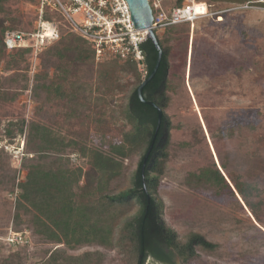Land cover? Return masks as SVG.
Instances as JSON below:
<instances>
[{"label": "trees", "instance_id": "trees-1", "mask_svg": "<svg viewBox=\"0 0 264 264\" xmlns=\"http://www.w3.org/2000/svg\"><path fill=\"white\" fill-rule=\"evenodd\" d=\"M13 1L0 0V125L6 122L4 135L9 139L26 127L27 138L23 171L0 156V193L9 208L0 232V264H105L111 251L115 264H146L148 259L158 264H222L202 259V253L218 250V244L195 232L181 237L165 221L159 197L171 159L173 123L167 110L185 80L172 69L174 47L182 58L188 51L177 25L163 28L162 34L154 30L161 59L140 100L137 89L157 60L150 39L141 45L146 70L142 78L129 60L95 63L89 43L67 27L59 13L46 11L45 20L59 23V38L38 55L30 78L32 50H8L4 35L8 30H33L37 0H22L34 5L33 22L13 16L8 7ZM193 1L216 18L231 8L264 7L259 0ZM185 2L175 0L173 7ZM30 80L35 105L26 123L23 112L13 118L12 111ZM156 108L161 120L153 141ZM197 130L194 125L188 129L190 140L184 147L198 150ZM72 153L79 166L71 163ZM255 155L248 159L247 178L206 158L203 166L188 170L187 184L229 198L239 219L262 226L264 188L255 177L264 162ZM134 157L135 168L129 172L124 161ZM11 234L20 240L7 241Z\"/></svg>", "mask_w": 264, "mask_h": 264}, {"label": "rangeland", "instance_id": "rangeland-1", "mask_svg": "<svg viewBox=\"0 0 264 264\" xmlns=\"http://www.w3.org/2000/svg\"><path fill=\"white\" fill-rule=\"evenodd\" d=\"M152 1L149 0L150 6ZM174 1L161 0L165 12L173 8ZM8 7L14 17L33 22V4L15 0ZM220 14V19L215 17L216 13L208 14L175 27L184 36L188 51L182 58L174 47L172 69L182 78L185 76V80L167 110L173 123L171 159L160 184L159 197L165 221L181 237L195 232L219 245L213 253H202L203 260L264 264V225L239 219L231 199L233 207L229 198H217L211 189L191 188L187 184L188 170L203 166L206 158H213L218 166L224 164L226 171L246 178L251 154H256L254 159L263 157L264 162V7L231 8ZM73 19L78 22L79 16L74 15ZM65 25L69 27L66 22ZM156 30L163 33L162 29ZM112 59L115 57L97 61L94 56L95 63ZM34 69L30 71V78ZM137 69L144 78L138 66ZM31 85L32 80L12 111L13 118L23 112L26 123L35 105L31 100ZM5 123L0 125V156L21 172L27 129L9 139L4 135ZM193 125L198 129L195 142L198 150L184 147L190 140L188 129ZM201 131L205 139L201 138ZM68 156L73 165H80L74 153ZM136 159L124 161L129 172L134 170ZM255 178L264 188V169ZM3 197L1 192L0 232L9 217ZM107 255L105 264H115V252ZM146 264L158 263L148 259Z\"/></svg>", "mask_w": 264, "mask_h": 264}, {"label": "built area", "instance_id": "built-area-1", "mask_svg": "<svg viewBox=\"0 0 264 264\" xmlns=\"http://www.w3.org/2000/svg\"><path fill=\"white\" fill-rule=\"evenodd\" d=\"M149 1V0H148ZM152 30L167 26L191 23L208 15L203 5L186 0L180 7L165 12L161 0L152 1ZM46 11L57 12L70 29L83 37L91 46L95 59L115 57L133 60L139 70L146 74L141 45L148 39L146 30H138L131 20L126 0H37L33 30L29 33L8 30L4 44L8 50L29 48L32 50L33 69L38 55L59 38V23L45 20ZM79 16V21L73 19ZM20 235L11 234L7 241L16 242Z\"/></svg>", "mask_w": 264, "mask_h": 264}, {"label": "water", "instance_id": "water-1", "mask_svg": "<svg viewBox=\"0 0 264 264\" xmlns=\"http://www.w3.org/2000/svg\"><path fill=\"white\" fill-rule=\"evenodd\" d=\"M126 2L129 6V10H130V14H131V20L134 24V27L138 30H146L147 31V38L152 41V43L154 44L156 51H157L156 64H155L151 74L140 84V86L137 89V95H138L139 99L142 100V95H141L142 89L153 78V76L155 75L157 68L159 66L160 59H161V49L158 45L154 31L152 30L153 12H152V8L149 4V1L148 0H126ZM148 104L152 105L151 102H148ZM156 111H157V126H156L153 141L155 139L157 130H158L159 125H160V120H161V110L156 108ZM151 148H152V144L150 145V147L147 150V153L145 154V157L143 159L142 171H143V168H144L145 163L147 161V158H148V155L150 153Z\"/></svg>", "mask_w": 264, "mask_h": 264}, {"label": "crops", "instance_id": "crops-1", "mask_svg": "<svg viewBox=\"0 0 264 264\" xmlns=\"http://www.w3.org/2000/svg\"><path fill=\"white\" fill-rule=\"evenodd\" d=\"M221 17H218V19H220Z\"/></svg>", "mask_w": 264, "mask_h": 264}]
</instances>
